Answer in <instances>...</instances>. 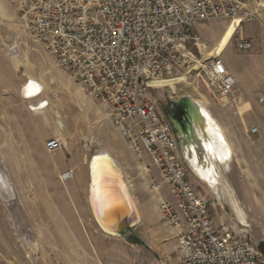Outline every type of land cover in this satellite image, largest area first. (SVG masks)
I'll return each instance as SVG.
<instances>
[{"label":"built area","instance_id":"1","mask_svg":"<svg viewBox=\"0 0 264 264\" xmlns=\"http://www.w3.org/2000/svg\"><path fill=\"white\" fill-rule=\"evenodd\" d=\"M10 3L19 26L32 42L51 55L59 70L86 95L110 107L109 118L128 148L138 157H151L162 183L174 197L178 209L168 202H161L159 208L177 232L176 257L150 264H264V253L248 233L237 236L231 228L218 231L214 227L206 200L190 182L174 129L150 97L151 89L162 87V81L194 62L198 64V77H206L211 94L219 98L233 95L235 81L222 59L205 64L196 60L190 47L199 48L201 38L195 27L211 20L237 22L239 26L254 22L264 13V0ZM236 47L245 54L251 51L252 43L237 39ZM257 131L255 128L252 132ZM61 147L57 138L45 144L49 154ZM72 179L73 172L59 175L62 183Z\"/></svg>","mask_w":264,"mask_h":264},{"label":"rangeland","instance_id":"2","mask_svg":"<svg viewBox=\"0 0 264 264\" xmlns=\"http://www.w3.org/2000/svg\"><path fill=\"white\" fill-rule=\"evenodd\" d=\"M9 1L11 2V0H0V44H4L2 41L4 31L8 32L15 40V45L32 44L31 36L19 26L18 21L15 22ZM223 28H225L224 23H210L208 29L202 32L201 35L199 34L203 46L200 47L202 52L198 51L197 47H191L196 60L200 61L201 64L214 59L209 54H204V47H208L209 50L211 44L207 42H213L214 37ZM234 49L232 44L226 52L224 57L225 65L230 62L243 60L245 66H247L249 58L246 53L243 55L237 54L234 53ZM229 56L230 58H227ZM31 60L33 64L39 63L37 58L32 57ZM48 64L51 65L49 61ZM46 66L47 69L42 72L39 68L31 70L30 65L27 64L25 71L27 72L26 74L33 75V77L41 81L44 80L46 83L47 97L52 103L47 110H54L59 107V110L63 111L66 118L70 116V125L72 122L74 124V118L79 119L80 122V127L77 130L65 133L66 140H63L61 147L64 150L62 159H58L59 161L55 159L57 162L66 164L65 171L61 173L73 172L76 175L78 165L81 170L88 171V164L91 158L98 152L108 151L121 162L126 174V181L133 189L139 212L143 217L144 227L141 234H134L139 238L130 236L125 241L117 240L114 237L104 235L99 230L89 211L91 220L84 219L81 213L82 219L80 220L78 214H76L75 222L78 227L73 228L70 226L62 229L69 237H60L61 229L55 226V224H61L59 220H49L47 221L48 227L26 229V233H24L21 229L23 222L27 225L32 226L34 224V226L38 227L46 225V221L31 218L33 208L25 207L23 197L12 203L13 209L11 211L16 234L22 237L21 239L16 238L17 242L14 245L16 256L18 257L21 253L27 264H50L53 262L61 264H150L159 258H175L177 232L172 229L162 216L159 208L160 192L161 196L165 197L174 207L176 201L169 191L165 189L160 191L162 186L159 183H162V181L151 157L149 155L142 157L135 155L128 148L126 139L116 129L110 119L105 117L106 120H101L103 122L100 123L98 121L99 117L96 112L99 110L93 111V108L90 107H80L85 111H75L77 110V105L71 99V93L75 92L71 89L78 87L71 85V78L65 73L66 77L62 81L54 78L58 76L57 72L55 70L49 72L50 67L49 65ZM196 66L198 64L194 62L191 67H186L180 73L174 75L186 78L185 81L176 83L174 90L162 84V87H157L156 90L151 91L150 95L159 104L164 115H167L172 102L178 101L183 96H191L195 100L207 102L209 109L226 129L233 145L234 157L231 163V172L227 174V178L234 189L240 206L247 215L246 220L249 227L246 228L243 224H240L238 216L231 207V202L229 205H218L207 187L191 174L190 182L206 200L212 223L218 231H222L224 227L226 229L231 228L232 231L236 232L237 236L248 233L254 243L264 241V129H259L263 119L259 118L258 111H249L248 100L237 93L225 98L215 97L211 94L204 81V79L207 80L206 77H203V79L198 77ZM82 95L88 97L84 94ZM89 98L92 99L96 106L100 107L99 109H103L105 113H108L109 110L106 106L101 105V103L91 97ZM254 128H258L259 132L253 133ZM52 138L62 140L59 136H52L47 141ZM0 155V170L7 174L11 172L13 176L14 174L16 175V177H13L14 180H12L14 185L16 182L18 183L17 186L20 187L40 188V181H25L23 179V176L27 173L25 170L27 168L26 165L7 164L5 162L7 158L3 157L1 153ZM27 166L29 167V165ZM146 168L150 171L148 172ZM35 171H38V169ZM49 183L48 188L55 186L54 183ZM65 183L60 182L61 185H65ZM152 184L158 185L157 191L152 189ZM29 198L34 199L36 197ZM36 207L38 208V206ZM9 220L11 222V218ZM63 224H66V222L63 221ZM69 224L71 225L72 223L69 221ZM24 234L31 237L26 238L27 235ZM56 235H59L58 238H56ZM41 236H45V239L49 241L52 240L50 236H54L53 239L56 240L46 243L37 242L41 239ZM137 242L140 244H137ZM158 249H165L167 253L159 254L157 252ZM29 253H31L30 259L26 257Z\"/></svg>","mask_w":264,"mask_h":264},{"label":"crops","instance_id":"3","mask_svg":"<svg viewBox=\"0 0 264 264\" xmlns=\"http://www.w3.org/2000/svg\"><path fill=\"white\" fill-rule=\"evenodd\" d=\"M10 7L14 20L17 22V13L11 4ZM214 22H220L221 24L224 23L225 28L219 30L218 34L214 37L213 42H207L211 44L210 49H212V47L220 40L226 26L232 22L211 20L197 23L195 27L198 34L201 35L202 32L208 29L209 24ZM237 39L250 41L252 43L251 51L246 53V56L249 58L248 65L245 66L244 61L242 60L239 62H230L225 66L227 67L230 76L235 81V93L248 100L249 111L259 112V118L263 119V123L259 125V129L262 130V128L264 129V13L254 22L243 23L240 26L237 25V31L234 37L222 53L221 59L224 64V57L232 44L235 48L234 53L241 55L244 54L239 52L236 47ZM197 50L202 52L200 46ZM50 56L51 55L45 53L40 46L35 45L33 42L30 45H15V43L13 45L5 43L0 44V153L3 157L7 158L5 161L7 164L14 163L26 165L27 168H25V170L27 173L23 176L25 181H40L39 189L20 187L17 186L18 183L16 182L15 186L12 180H14L13 177H16V175L14 174L13 176V173L11 172L10 174H7L14 189L16 200L24 197L23 201L25 207L33 208V215L31 214V218L46 221V225L38 227L34 226V224H32V227L23 222L21 226L22 231L26 233V229L48 227L47 221L59 220L61 224H55V226L61 229L60 237H69L62 229L70 226L73 228L78 227L76 226L78 224L75 222L76 214H78L80 220L82 219L80 213L83 215V218L88 219V221L91 220V216L93 217V215L90 216V212L92 214V211L88 202L90 184L89 170H81L78 165L76 175L74 174V179L68 181L65 185H61L59 173L65 171L66 164L57 161H59L58 159H62L64 150L61 148L56 153L49 154L46 151L45 144L48 142L47 140L49 137L52 136L61 137L62 140L59 141L63 144V140H66L65 133L77 130V128L80 127V122L79 119L76 118V120L74 118V124L72 122L71 126L70 116L66 118L63 111L59 110V107L58 109H50L41 112L32 111L29 103L22 96L23 86L26 82L30 78L38 80L36 77H33V75L26 74L27 72L25 71V68H27V64L30 65L31 70H37L39 68L42 72L47 69L46 65H49V72L52 70L57 72L58 76L54 78H58L59 81H62V79L66 77L65 74L59 70L55 59L51 56L54 59L53 60ZM32 57L37 58L39 63L33 64L31 60ZM227 58H230V56ZM48 61L51 65L48 64ZM70 82L71 85L73 84L78 87L75 88L73 86L74 89H71L75 92L71 93L72 102L77 105V110L75 111H85L80 107H90L93 108V111L99 110L96 114L99 117L98 121H100V123L103 122L101 120L110 119L109 114L111 109L109 106L101 104L106 106L109 110L108 113H105L103 109H99L100 107L96 106L92 99L89 98L90 96L84 93L80 85L74 84L71 79ZM153 90H156V88L151 89V91ZM82 94L88 97H84ZM150 97L152 98L151 95ZM158 107L160 109L159 104ZM60 122L64 127H61ZM259 129L257 128V132H259ZM115 159L120 162L117 158ZM27 165H29V167ZM30 166L32 167L30 168ZM36 169H38V171H35ZM189 178L192 177L190 176ZM49 182H51V184L54 183L55 186L48 188V185L50 184ZM159 185L162 186L160 191L163 189L169 191L167 186L163 183H159ZM196 190L198 191V189ZM33 196L36 198H29ZM159 197L160 203L168 202L165 197L163 198L161 196V192ZM25 198L29 199L26 200ZM16 200H13V202ZM12 203L7 204L0 197V264H27L21 253L18 257L16 256V249L14 246L17 242L16 238L21 239L22 237L17 235L15 231V224L11 215L13 209ZM176 205L177 204H175V207L178 209V206ZM36 206H38V208ZM9 218H11L13 225ZM63 221H65L66 224H63ZM69 221L72 223L71 225L69 224ZM58 236L59 235H56V238H58ZM131 236L139 238L134 234ZM28 237L31 236L27 235L26 238ZM51 237L52 240L50 241L46 240L45 236H41V239L36 241L43 243L54 242L56 239H53L54 236H50V238ZM157 252L159 254L167 253L165 249H158Z\"/></svg>","mask_w":264,"mask_h":264},{"label":"water","instance_id":"4","mask_svg":"<svg viewBox=\"0 0 264 264\" xmlns=\"http://www.w3.org/2000/svg\"><path fill=\"white\" fill-rule=\"evenodd\" d=\"M197 107L189 99L181 97L170 105L167 119L174 129L182 160L189 173L198 181H203L205 174L218 181L211 158L198 138L203 130L199 129L202 124ZM193 152L199 162L201 159L204 168L196 163ZM93 162L95 167L89 171V205L94 221L104 234L128 240L141 220L137 204L124 181L125 177L116 162L104 154V151L96 153L91 158V163ZM257 247L264 253V241H259Z\"/></svg>","mask_w":264,"mask_h":264},{"label":"bare ground","instance_id":"5","mask_svg":"<svg viewBox=\"0 0 264 264\" xmlns=\"http://www.w3.org/2000/svg\"><path fill=\"white\" fill-rule=\"evenodd\" d=\"M236 31H237V22L229 24L226 27L220 40L212 47V49L208 50L207 49L208 47H204L205 54H209V56L213 58H221L222 53L224 52L228 43H230V41L234 37ZM2 41L8 45H13L15 43V40H13L11 35L5 31L2 36ZM199 46L203 47L202 43ZM185 80L186 78L184 76L177 75V76H173L172 78L165 79L164 81H162V83L165 86L170 87L171 89L174 90L175 89L174 86L176 83H179ZM47 92H48L47 85L44 82V80L39 81V79L35 80V79L30 78L26 82V84L23 86L22 96L29 103V106L32 109V111L41 112V111L47 110L52 105V103H50L51 100L47 97ZM55 97H57V95H55ZM183 97H185L186 99H189L191 103H195V105H198V107L196 108V111L199 112L198 117H199V121L202 124V126L199 127V129L203 130V133L202 132L199 133L200 136L198 138L200 140L201 145L204 146L206 152H208V155L211 158L210 160L212 162L213 168L215 169L217 177L219 178V180L216 181L215 178H210L208 175L206 176L205 174V176H203L202 178L203 181L201 182L207 187L208 191L212 194L213 198L216 201V204L218 205L228 204L229 205L231 202V205H232L231 207L233 208L234 213L238 216L239 218L238 220L240 224H243L246 227H249V225L247 224V220H246L247 215L245 214L244 209L240 206L237 196L234 192V189L227 178V174L231 172V163L234 157V150L232 147L233 145L231 144L227 131L224 129V126L221 125V123L219 122L217 117L213 114V112L209 109L207 102L203 100L202 101L195 100L191 96H183ZM60 125L61 127H64L61 122H60ZM208 142H210V144ZM194 152L192 154L194 156L196 163L197 164L199 163L200 166L203 165V162L201 161V159L199 162V159L197 158L196 153L194 154ZM104 154H107L110 159L116 162L118 168L120 169L123 176L125 177L124 181L132 195V198L134 202L137 204L133 189L126 181V174L120 162H118L115 159V157L108 151L104 150ZM227 159L229 161L226 162ZM94 167H95L94 162L91 163V160H90L88 170L90 171V169ZM203 168H204V165H203ZM148 170L149 169H147V171ZM0 175H1L0 197L5 203L10 204L13 202V200H16L14 189L11 185V182L8 178L7 173L4 172L3 170H0ZM153 190L154 191L157 190V184L154 185ZM139 217H140L141 223L134 230L133 232L134 234H141L143 231L144 223H143V217L140 212H139ZM106 236L112 237L109 235H106ZM114 238L117 240L125 241V239L121 237H118V238L114 237Z\"/></svg>","mask_w":264,"mask_h":264},{"label":"trees","instance_id":"6","mask_svg":"<svg viewBox=\"0 0 264 264\" xmlns=\"http://www.w3.org/2000/svg\"><path fill=\"white\" fill-rule=\"evenodd\" d=\"M137 244H140L139 242H137Z\"/></svg>","mask_w":264,"mask_h":264}]
</instances>
